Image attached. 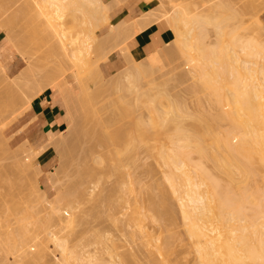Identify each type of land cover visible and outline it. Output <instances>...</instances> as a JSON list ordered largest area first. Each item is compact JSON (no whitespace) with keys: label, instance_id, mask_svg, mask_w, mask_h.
I'll list each match as a JSON object with an SVG mask.
<instances>
[{"label":"rangeland","instance_id":"1","mask_svg":"<svg viewBox=\"0 0 264 264\" xmlns=\"http://www.w3.org/2000/svg\"><path fill=\"white\" fill-rule=\"evenodd\" d=\"M26 1L28 3H25ZM149 1H152L153 4L151 10L143 14L141 17L129 22L128 24L126 23L111 24L110 20L109 22L107 21L108 22L107 23L104 19V16H101L100 18L101 20L99 19L97 21V23L101 24V28H99L96 32L98 39L95 40L94 43L92 44L94 48L101 47V59L97 62L94 63L92 62L91 68H89L90 69L89 70L87 69L88 66L85 67L83 65L77 67L72 63L71 60L64 57V55L62 54L63 52L60 49L61 46L58 45L60 43L54 37L48 19H46V16L41 15L36 9H34L33 3L30 2V0H21V1L0 0V4H1L0 33L1 35L5 36L3 43H6L2 46L3 49H5L4 52H1L0 49V220L2 219L1 222L3 223L4 219H6L4 218L6 215L8 219H6L7 221H5L4 224L8 223L9 225H11L12 228L8 224L6 226L10 227L11 230L16 229V232L18 230L17 229L18 225L19 226L22 225V227L25 226L26 230L28 229V232L31 231L32 227L38 228V226H42L41 224H43L44 226L46 225L45 226L46 230H44L46 236L44 237L47 238V243L42 248L43 250H40V256L39 257L30 256V258L28 257V260L25 259V261L23 262L16 261V258H18L16 257L17 256L16 251H19L18 248H20V246L15 247V249H18L16 251L13 248H11L16 252L13 255H11V253L9 255V253L5 251L7 249V251L10 252L9 248L11 246L8 248L5 247L6 249L2 248L4 251L0 250V264H28V263L29 264H63L61 255L59 253L60 247L58 245L61 241L64 240L67 242L69 246V251H71L70 260L72 264H83V263L85 264V262H87L86 259H89V264H100V263L122 264V262L123 263L125 262L126 264V261L123 260L126 257H127L126 258L127 264H160L158 259L161 260L162 256L161 257L158 256L159 258H157L156 256L158 254L157 252L154 251L153 247H152L153 250L149 248V250H151L150 252L146 246L147 243L145 242V240L147 239L145 237H142L143 234H140V232L138 233V230L136 228L130 227L132 225L128 226L129 223L127 222H129V218L131 214L130 212H132V210L135 209V207L133 206L135 202H136L135 205L139 203V206L142 205L144 206L143 208L145 209L144 210L145 212L143 211V213L146 214L145 219L146 218L148 219L146 221L147 222L146 226H148L147 228L149 229L148 231L153 234L152 236L157 237L156 239L158 240L160 239L158 238V236L162 234L161 237L163 238L161 240L166 241L167 245L170 248L173 247L174 251L171 249L169 254H171V251L172 253L173 252L174 253L171 255L168 254L171 258L172 261L171 263L200 264L199 260H198L199 263H197L198 257L196 256L195 253L196 250L193 251L194 247L192 245L193 243H191L192 239H189L190 237H188L187 235L188 232L186 231V225L184 223L185 219L183 213H181L182 212L181 205L179 204L180 202L178 200L179 196L173 193L174 192L172 190L173 186L171 188L170 187L171 184L169 185L167 181L166 182L164 181L167 179V178L165 179L164 176L168 172V170L166 169H169V167L168 168L163 167L162 163L164 162L163 160L160 161L161 157H159L160 160H158V156H155V154H153L163 151L164 149L163 147H162L163 149L160 150L161 144L162 145L165 144L166 146L170 144L168 148L171 152V148H173V144L169 139L168 135L165 136L163 135L164 136L163 137L162 135H159V133L157 134V136L156 134L150 133L153 134V136L151 135L153 141L149 140V136H147L143 140L139 139L135 141L133 147L136 146L137 148L136 147L135 148L137 149V151H135V149H132L131 148L132 146H129L130 150L127 149L128 148L127 144L129 142L130 134L132 133L131 134L132 136L133 134H135L132 120H135L136 118L140 119L138 118V116L140 117L142 116L145 120L147 119L152 120L154 116L152 112L153 108L147 107L144 103H142L143 102L142 100L137 101L133 95H130L125 99H121L118 96V94L117 96L111 95V92L114 88V83L117 79H119L118 81L122 82L123 84L127 83L126 82L127 72H120L124 68L123 67L122 69H119L116 72L108 74L103 70V61L107 60L110 54H112L115 49H118L119 52L125 50L124 48L129 49V47L126 44V41L129 39L131 35L136 34L142 29L159 21L168 22L170 27V15L173 9H175L174 7H176L177 4H178L177 7L179 8L188 5L192 11L191 15H196L198 14L199 10L196 12L197 8L195 4L200 5L201 7L199 6L200 7L199 9L202 8L201 10H203L202 7L203 5L205 7L204 8L205 11H208L206 9L211 10V8H213L212 5L213 2L215 3V1L218 0L215 1L204 0V2L205 1L210 2V3L205 2L204 4L202 3L203 0H149ZM221 1H225L228 3L230 1L231 4H233L234 6L231 5L230 3L229 4L225 3V5L228 4L226 6L227 7L229 6L228 7L229 9L230 8L232 9L233 6L235 10H238L236 12L238 13L240 12L241 14V16L240 14L239 15L237 14L238 15L237 18L239 19V17H241L240 20L242 22V23L240 22L241 27L240 28L238 27V32L236 30L237 28L233 26L237 22L230 25V27L225 28V32H229L231 28H235L236 31H234L235 32L234 34H236L237 32L238 36H240L241 34L243 36L245 34L246 35L248 34L249 35L248 39L249 38L251 39L252 36L254 37L255 35H258L262 37L261 39L263 40L264 32L261 31L262 29L259 27V25L264 26V2H263L264 0H229V1L221 0ZM21 4L23 5L24 8L25 7L26 8L25 9L22 8ZM208 5H212V6L208 8L207 7ZM106 6L108 5L106 4ZM194 6L196 10H194ZM27 8H29L30 11L28 10L27 12L22 11V10H26ZM205 11L203 13L199 11L198 15L201 14L204 15ZM211 12L212 15H214L215 9L214 12L213 9ZM211 12L209 13L206 12V13L211 15ZM19 15L21 17H19ZM68 18L69 19H66L65 27L68 33V37L70 38L74 35H78L81 32L82 25L80 24V20L82 17H80V15L77 14L76 17L70 16ZM237 18L235 20H231L230 22L232 23V21H236ZM4 22H6L5 23L6 25L4 24ZM207 27H206L207 31H205V33H207V38H205L207 42L209 41V43L210 42L213 43L214 41L219 40V42L221 41L223 43V41L228 38L227 35H223L218 39L215 35L216 32L213 29L214 27H211L209 25H207ZM174 38H175V34H174ZM244 38L240 39L239 37L240 40H244ZM65 42L69 44L68 40L66 39ZM167 45L171 49V54L169 56H167V54L163 53L160 50L150 55L149 58H146L148 64L151 65L158 64L157 66L160 67L159 68L157 67L158 69L156 68V71L152 73L151 76L147 77V79L145 78V80L141 82L142 84H141L140 92H146V90L149 89L153 92V90L155 89L153 93L154 95L157 93L156 96H158L161 87L167 85V87H165L166 89H168L166 92L171 93L170 94L171 96L172 95L174 96L176 94L175 96H177L180 99V101L183 102V103L179 102L180 106L182 107L181 104H184L186 106V110H185L186 112L189 111V113H192L193 115L194 114L197 116L201 115L202 117L203 115H205L204 117L207 118L209 116L210 118H212L211 116L219 114L222 111L221 107L223 106L220 107L221 111L218 112V105L216 104L217 105L216 107L215 104H213L207 98L208 96L206 91H204L206 93L205 95L202 91L201 92L199 91L202 89L199 90L195 89V86L196 85L198 86V84L200 83H198L197 80V76H196L197 71L194 64L188 61V59L178 49L177 45L173 41H171ZM54 46L56 47L54 48ZM57 49L58 51H55ZM3 54L8 55V58L9 57L13 58L17 56L15 58L16 59L15 62L17 64L15 68L16 69L15 72L9 71L6 64L3 63L2 61ZM90 71L91 73L93 72L96 73L93 75L98 74L97 78H99L103 83V84L101 83L103 89H101L100 87L101 94L98 95L96 90L90 89V93L94 94V98L88 100L83 96H81V93L83 91L81 86L83 84V81H85L83 79H86L85 78L86 76L87 78L88 76H90L88 75L90 74ZM92 78H96V77H92ZM99 79L95 85H99L98 84L100 82ZM148 79L149 81L147 82L149 85H151L150 83L154 84L151 87H149L147 82L145 83V81ZM48 88H52L54 91L58 92L62 96L67 108L69 109L72 115L73 124L65 134L54 135L50 133L49 138L48 140L45 141V143L36 144V145L29 144L28 142L23 141L24 127L23 125L22 126L20 125L19 117L23 115L31 107V101L33 100V98L38 96ZM165 88H163V90H165ZM152 92H150L151 95L153 97H156L152 94ZM167 104L168 103L166 98L163 100V98L157 97L156 105L158 106V108H161L162 110L168 109L167 107H169V105ZM225 109L227 108L224 107L223 110L225 111ZM114 112H117V142L113 145L108 144V145L99 146L100 145V143L98 142L99 135L106 134L110 130V128L106 129L103 126L104 121ZM133 114L135 115L133 116ZM187 116L190 117L191 115L189 114ZM193 118L195 117H191L192 120H195ZM185 119H188V117ZM191 119H188L190 126L188 121H184L187 122L185 123V125L188 124L186 126L189 127V129L190 127L191 129H193L192 127L194 126L191 125L194 124L190 122L192 121ZM220 120L221 119H219V121ZM212 121H208V122L211 123ZM214 121L217 122L215 118ZM227 122L229 123L227 124ZM227 122H221V123L217 122V124L219 123L218 126H220L221 124L220 128L222 130H225L231 125L229 120ZM202 123L204 124V121ZM212 123L213 125L216 124V123L214 124V122ZM130 125L133 126L132 129H130V127H132ZM153 127H151L150 124L148 125L149 132L155 130L154 133H157L156 132L157 128L155 129V126ZM124 131L126 134H124ZM161 132H160L161 134H164L162 130ZM167 138L169 143H166L168 142L166 141ZM122 139L124 143L122 142ZM149 141L150 144H152L154 148L156 147L157 150L151 149L150 144L149 146H147ZM157 141L159 143H157ZM154 142H156L157 144ZM142 146H145V148ZM157 146L160 148L159 149L160 151H158ZM49 147L51 148V150L48 153V161L43 165H41L39 157ZM107 147L110 148L106 149ZM138 147H140L141 149ZM116 149H117V157L115 155L114 158L112 157V155L115 154ZM120 150H122L123 153L125 151L124 155H126L127 153V155L131 154V156L133 154L132 157L136 156L134 159H131L128 156L127 157L121 156L123 157V160L124 158H129L127 159L129 161L128 164L125 163L126 160H124L123 162L126 165V166L123 165L124 172H126L125 174H123L125 177V179L123 180L126 181L125 183H123L124 181L121 180V178H123V175H121L122 177L120 176V178H118L119 176H116L117 174L116 175L114 174L115 165L120 163V162L118 163L117 160L115 162L116 158L120 159V157H118L120 154ZM111 151L113 152V154L111 153ZM153 151H157V152H153ZM150 152L152 153V155L150 154ZM123 153H121V155ZM101 154H105V158L106 156L107 158L104 159L103 156H100ZM196 154H193V156ZM156 155H158V153ZM98 157L100 158L102 157V159L105 161L106 164H108V166L105 164H101L102 160L100 158H99L100 159L99 160L100 163H99L97 161ZM152 157H154V159ZM195 157L194 160H197L195 159ZM96 161L100 165L94 163ZM201 161L202 160L200 158L199 161L197 162H201ZM211 162L209 163L206 162V166L204 165L205 164L204 161H203L204 164L203 163L202 164L203 166L212 170L214 165H212L213 163ZM122 164L121 165L119 164L118 166H122ZM101 165L102 167L107 166L106 167L107 170L105 169V167L104 169L100 167ZM101 168L103 170H106L107 173H104V171H102ZM122 168L121 170L123 171ZM82 169L83 170L94 169L96 173L94 171L93 173L98 178L95 176L96 178L95 179L93 177L94 175L92 174L91 177L93 179H91V177H89L91 173L88 172V170L87 172L90 174H87L83 177ZM118 169L117 171H119ZM214 170L216 171V169L214 168L212 172H214ZM163 172H165V174ZM170 172H172V170H170ZM217 172H215L217 174L216 176L217 177L220 176L221 178L220 174L222 173H217ZM102 173L110 174V175L104 176ZM80 174H82V178L80 177ZM99 174H101L102 176H100ZM175 175L172 174V176ZM259 175L260 174H258L257 177L254 176L255 178L253 177V180L251 178L252 181L249 184L252 183V187L256 184L255 186L260 188V190H264V178H263L264 176L262 175L259 176ZM166 177L169 178L167 174ZM222 178L225 179V176H222ZM129 179L132 184L134 182V185L132 186L134 188L132 189L134 190V192L132 190H131L132 192H130L129 190L130 187H127L129 186L127 184H130ZM179 179L177 178L176 180L179 181ZM117 184L122 186L123 191L119 188V186L118 188L120 189L121 192H123V194H125V197L127 198L126 205L124 206V209L122 207L121 210L117 206L120 205V203L117 202V205L116 203H114L115 202L114 200L118 201L117 196L119 194H122L120 191H118L119 189L115 187V185L117 186ZM74 185H76V190H78L79 188H82L83 191L86 190L85 194H81L80 195L81 198L78 197L74 201L72 206H66L65 203L68 200L65 198V195L67 196L68 191L75 189ZM113 188L117 190L115 194L113 192ZM124 189L125 190L127 189L128 192L125 191L126 193H124ZM74 191L73 192L70 191V193L72 192L73 194L75 193ZM70 193H68L67 196L68 198L70 196L69 195ZM82 195L84 196L82 197ZM150 195L152 196V198L154 196H157L154 198L155 200L154 204L153 203L151 204L150 202L151 201V199L149 198ZM62 197H64V199H62ZM59 198L61 199L59 200ZM161 200L163 201V203L161 202ZM263 200L264 197L261 199L262 203H264ZM124 203L125 200L122 204ZM156 203L159 204L157 205ZM161 205L165 207L160 208L162 207ZM116 206L118 207L116 208V210L120 211V212L118 211L119 213L116 212V210H113L114 209L113 207ZM132 206L134 207L133 209H131ZM153 206H158L159 209L158 207L154 208ZM250 206L246 205V209L247 207ZM152 207L156 210L150 211L153 210L151 209ZM146 208L148 211L146 210ZM249 210H251V207ZM249 210L247 212H250ZM149 211L150 213L154 212V215L152 213L150 214L151 216L150 215L147 216V214H149ZM158 211L161 212L158 213ZM6 213H11V214H6ZM127 213H130L129 217L127 216ZM156 213H158L159 215H156ZM114 215L116 216V219L114 218L115 217ZM21 217H23V219ZM153 217L155 219L152 221ZM117 218H119L118 220H120V225L119 223L116 222ZM30 223H31V227L30 225H28ZM4 227L1 228L3 231L6 230L7 228ZM170 227H174L175 229L171 228L170 230ZM36 228L35 229L32 228L33 233L31 232L29 234L34 235L35 234L34 231L36 230ZM20 229L22 228L20 227ZM133 229H136L138 234L134 232L132 233ZM41 233L42 232L40 231L39 234ZM172 233L176 236H174ZM36 234L39 237V234L37 232ZM37 235H35V237ZM177 235L179 236V238ZM101 237L103 238L101 239ZM155 237H153L154 238L153 241H157L155 240ZM40 238H42V236ZM112 238H114L113 243L115 242V244H117L118 246L117 247L115 245L117 247V249L115 250H113L112 247L113 245V243L111 242ZM143 238L145 239L143 240ZM175 238H177L176 241H174ZM115 239L116 241H114ZM21 242H19V244H21ZM123 244H125L126 247ZM21 245L22 248H20L21 249L20 251L23 253L24 247L23 244ZM37 248L38 247L34 245L29 249V253L31 254L34 253L35 251H37ZM118 250L120 253H118ZM114 251H116L115 252L116 254L114 253ZM78 252L79 254L83 253L85 259L82 260L78 259L76 257L78 256ZM154 252L157 255L155 254L153 255ZM117 254L119 255L117 256ZM120 254L121 256H123L120 257L122 258L121 263H120L121 259L119 258ZM126 254L128 256H126ZM20 255L21 253H18L19 257ZM111 255H113V257H111ZM153 256H155L156 258Z\"/></svg>","mask_w":264,"mask_h":264},{"label":"bare ground","instance_id":"2","mask_svg":"<svg viewBox=\"0 0 264 264\" xmlns=\"http://www.w3.org/2000/svg\"><path fill=\"white\" fill-rule=\"evenodd\" d=\"M17 1H21V0H17ZM30 2L33 3L34 9H36L41 15L46 16V19H48L54 37L60 43L58 45L61 46L60 49L63 52L62 54L64 55V57L71 60L72 63L77 67L83 65L85 67L88 66L87 69L91 68L92 62L94 63L101 59V47L94 48L92 44L94 43L95 40L98 39L96 32L99 28H101V24L97 23V21L101 18V16H104L106 22L107 21L109 22L110 20L109 17L110 12L105 2H103L102 0H30ZM205 2L210 3L207 1ZM205 2L203 0L202 3L204 4ZM25 3L28 2L26 1ZM119 3H121V1H119ZM225 3L228 2L221 0L215 1V3L214 2L213 4L211 3L213 5V8H211V10L206 9L208 11H205L204 9L205 7L203 5H202L203 10H201L202 8L199 9L201 6L195 4L197 10L195 9V6H194V10H196V12L199 10L202 13L204 11L205 13L206 12L209 13L212 11V9L214 12L215 9L214 15H212L211 12V15L208 13H206L205 15L204 13V15L201 14L202 15L201 16L198 15L199 11L198 14L194 12L196 15H191L192 14L191 9L189 8L188 5L183 6L184 4L181 5L183 6L181 8L177 7L178 6L177 4L176 7H174L175 9H173L170 15V28L173 30L175 34V38L172 41L177 45L178 49L184 54V56L188 59V61L192 62L196 68L197 71L196 76L198 83L200 84H198V86L196 85L195 89L197 90L202 89L199 91L200 92L202 91L205 95L207 93L208 96L207 98L213 104H215L216 107L218 105V112L222 110L219 114L211 116L212 118H210L209 116L208 119L207 117H204L205 115H203L202 117L201 115L198 116L195 114L193 115L192 113H189V111L186 112L185 111L186 106L184 104H181L182 107L184 108L180 106L179 102L181 103L182 101H180V99L177 96H175L176 94L174 96L173 95L171 96L170 95L171 93L166 92L168 90L165 88L167 87V85L161 87V90H159L158 89L159 87L157 86L158 87L157 89L159 90L158 96H156L157 93L155 95L153 93L155 89L153 90V92L150 89L146 90V92H140V88L142 84L141 82L145 80V78L147 79V77L151 76V74L156 71V68L157 67L159 68L160 66H157L158 64H153V65L148 64L146 58L141 60L134 58V56L132 55L131 51L128 48H124L126 52L125 50H122L120 52L124 56V61H123L124 68L120 72H127L126 75L127 83L123 84L122 82L118 81L119 79H117L114 83V88L111 92V95L117 96L118 94V96L121 99H125L128 96L133 95L137 101L142 100L143 101L142 103H144L147 107L153 108L152 112L154 116L152 120L151 119L145 120L142 116L141 117L138 116V118L140 119L136 118L135 120H132L135 134H133L132 136L131 133L130 138L128 137L129 138V142L127 144L128 150H130L129 146H132L131 148L137 151L136 149L137 147L136 146H135L136 148L133 147V144L135 143V141L139 139L143 140L147 136H149V140L153 141L151 137V135L153 136V134H156V136L158 133L159 135L162 136L168 135L169 139L171 140L173 144V148H171V152L168 148L170 144L169 145L167 144L168 146H166L165 144L163 145L161 144L160 147L161 149L158 147L160 145H158L157 148L158 151L164 148L163 151L160 152L153 151V152H157L158 155H156L157 153H153V154H155V156H158V160H160L159 157H161L160 161L163 160L164 162V163L161 162L163 167L165 168L169 167V169L172 170V172H170L169 169H166L168 170L166 174L167 176H169V178L166 177L165 172H163L165 174V176L163 175L164 178L165 179L167 178L164 181L165 182L167 181L169 185L171 184L170 187L172 188L173 186L172 188V190L174 191L173 193L179 196L178 200L180 202L179 204L181 205V211H182L181 213H183L185 219L184 223L186 225V231L188 232L187 235L188 237H190L189 239H192L191 243H193L192 244L194 247L193 251L194 250L197 251V252L195 251L196 256L198 257L197 263L200 262V264H264V203L261 202V199L264 197V190H260V188L255 186L256 184L253 187H252V183L249 184L253 180L254 176L257 177L258 174H260L259 176L261 175L264 176V41H263L264 38L262 40L261 39L262 37L255 35L254 37L252 36L251 39L250 38L248 39L249 37L248 34H247L248 36L246 34L244 36L242 34L238 36L237 33L238 27L240 28L241 27L240 24L242 23L240 20L241 17H239V19L237 18L240 12L239 13L236 12L238 10H235V8L233 7L234 5L231 4L230 1L229 3L233 5L232 9L231 8L229 9L228 8L229 6L228 7L226 6L229 3L226 5ZM212 5H208L207 7L210 8V6ZM22 8H24L23 5ZM27 10L30 11L29 8L22 11L27 12ZM77 14L80 15V17H82L80 20L82 29L78 35H74L69 38L65 27L66 19H69L68 17L70 16L76 17ZM19 17L21 16L19 15ZM236 18H237L236 21H232V23L230 22L231 20H235ZM5 23L6 22H4V24ZM232 24H234L233 26L237 28L236 34H234L235 33L234 31H236L235 28H231L230 30L231 32L230 31L225 32V28L230 27V25ZM207 25L214 27L213 29L216 32V34L215 33L214 34L218 39L223 35H227L228 38L225 39L223 43L221 41L219 42V40L214 41L213 43L211 42L209 43V41L207 42L205 39L207 38V33H205V31H207L208 29ZM259 27L262 29L261 31L264 32V26L259 25ZM239 37L240 39L244 37L247 38H244V40H240ZM65 39L68 40L69 44L65 42ZM55 47L56 46H54V48ZM55 51H58V49ZM161 51L167 54V56L171 54V49L168 45ZM149 57L150 56H148L147 58ZM93 74L96 73L94 72L91 73L90 71V74H88L90 76H88V78L86 76L85 77L86 79H83L85 81H83V84L81 86L83 90V91L81 90L83 95L80 92L81 96H83L88 100L94 98V94L90 93V89L96 90L97 95L101 94L100 90L103 89L102 88L103 83L99 78H97L98 74L97 75H93ZM91 76L96 77L97 80L96 78H92ZM98 79L100 80V82L98 83L99 85H95L96 82H98ZM147 81H149V79L146 80L145 83ZM150 84L151 85L148 84L149 87L154 85L152 83ZM163 88H165V90H163ZM204 91H206V93ZM150 92H152V94L156 97H153ZM157 97L159 98L161 97L163 98V100L166 98L168 103L167 105H169V107H167L168 109L162 110L161 108H158V106L156 105ZM224 107L227 108L225 109V111L223 110ZM189 114L191 115L190 117L187 116ZM134 115L135 114H133V116ZM186 116L188 117V119H191V117H195L193 118L195 120L191 119L192 121H190L191 123H194L191 124L192 126L194 125L192 127L193 129H191V127L189 129V127L186 126L188 124L185 125V123L187 122L184 121H188V119H185L187 118ZM214 118L219 123L227 122L229 120L231 125L229 124L230 127L226 128L225 130H222L220 128L221 124L220 126H218L219 123L217 124V122L214 121ZM219 119L221 120L219 121ZM195 121L197 122L199 121V122L197 123ZM201 121L202 122L204 121V124ZM208 121H212L214 122V124L215 123L216 124L213 125L212 122L211 124ZM228 123L229 122H227V124ZM149 124L151 125V127L155 126V129L157 128L159 131L156 129L157 133H154L155 130L149 132L148 129ZM103 126L106 129L110 128V130L106 134L99 135L98 138V142L100 143L99 146L115 144L117 142V112L112 113V115L109 116L104 121ZM132 128L133 126L130 127V129ZM161 130L163 131L164 134H161L162 133ZM124 134H126L125 131ZM166 141H168V138ZM122 142L124 143L123 139ZM157 143L159 142L157 141ZM166 143H169V141ZM149 144L150 141L147 146H149ZM150 145H151V149L157 150L156 147L154 148L152 146V144ZM164 145L166 146V148ZM142 147L145 148V146ZM109 148L107 147L106 149ZM167 150L169 151V153ZM151 152L150 154L152 155ZM111 153L113 154L112 151ZM121 153H123L122 150H120V154L118 156L120 157V159L117 158L115 159V162L117 160L118 163L120 162L119 163L120 165L124 162V160H126L125 163L128 164L129 161L127 159L129 158L134 159L136 157V156L132 157L133 154L132 156L131 154H129L130 156L127 155V153L126 155H124L125 151L122 155ZM193 154L196 155L193 156ZM115 155L117 157V149L115 151V154L112 155V157H114ZM100 156H103L104 159L107 158V156L105 158V154H101ZM121 156L123 157L128 156L129 158H124L123 160V157ZM194 157L197 160H194ZM99 158L100 157H98L97 160L99 163H100L99 160L101 159L102 160L101 164H105L108 166V164L105 163L102 157L100 159ZM152 158L154 159V157ZM200 158L202 161L197 162L199 161ZM97 161L94 163L99 164ZM203 161L205 164L203 163ZM205 161L208 163L212 161L211 163H213L212 165H214L213 169L215 168L216 171L214 170V172H212L213 169L210 170L209 168L205 167L206 166ZM125 163H123L122 166L123 165L126 166ZM202 163L205 166H203ZM119 164L115 165V173H114L115 175L117 174L116 176H119L118 178H120L121 175L126 173L124 172V166L122 168V166H118ZM107 166H104L106 170H107L106 168ZM100 167H102V165ZM104 167L102 168L104 169ZM120 167L123 169V171L121 170ZM103 169L102 171H104V173H107V171ZM117 169L119 171H117ZM87 170L88 172L91 173L89 177H91L92 174L94 175L93 173L94 169H87ZM87 170L85 169L83 170V177L87 174H90L87 172ZM121 171L124 173H122ZM94 172L96 173V171ZM215 172L222 173L220 174L221 178L220 176L217 177L216 176L217 174ZM172 174L173 175L176 174V175L172 176ZM99 175L102 176L101 174ZM103 175L108 176L110 174H103ZM95 176L96 175H94L93 177L95 178ZM222 176H225V179H223L224 177L222 178ZM80 177L82 178V174H80ZM175 177L176 179L180 178L179 181L176 180ZM91 179L93 178L91 177ZM123 179H125L124 175L123 178H121V180ZM125 182L126 181H124L123 183ZM129 182L130 184L127 183L126 184L129 185L127 187H130V189L129 188L127 189H129L130 192L132 191L134 192V190H132L134 189L132 187L134 185V182L132 184L130 179ZM119 184H117V186L115 185V187L118 188L119 186V188L123 191L122 186H120ZM74 186L75 189L70 191L73 192L75 190L74 191L75 193L72 194V192L70 193V191H68V193H70L69 198L67 197L68 193L67 196L65 195V198L68 200L65 203L66 206H72V204L78 197L81 198L80 197L81 194H85L86 190L83 191L82 188L79 189L77 188L78 190H76V185ZM120 189L118 191H120ZM127 189L126 190L124 189V193H126L125 191H127ZM114 190L116 189L113 188V192L115 194L117 190L116 191ZM121 193L123 194V192ZM122 194L118 195L119 198L117 196L118 201L117 200H114L115 202L112 201L116 203V205L117 202L120 203V205H123V206L117 205L120 210L122 209V207L124 209V206L126 205L127 202V198L125 197V194L123 195ZM120 195H122L123 197ZM151 195L149 197L151 199L150 202L151 204L152 203L154 204L155 203L154 198L157 196H154L152 198L153 195L152 196ZM83 196L84 195H82V197ZM60 199L61 198H59V200ZM62 199H64V197H62ZM124 200L125 203L122 204ZM161 202L163 203L162 200ZM135 204H133L135 209L132 210V212H130L131 214L127 213L128 217L130 214L129 222H127L129 223L128 226L132 225L130 227L136 228L138 230V233L140 232V234H143V236L142 235L141 236L147 239L145 240L147 245L146 243L145 245L147 246L148 250L149 248H151V250L154 249V251L157 252L158 254L157 255L154 252L153 255L154 254L157 255L156 256L157 258H159L158 256L160 257L162 256L161 260L158 259L160 264H173L171 263L172 261L169 256L174 253V252L172 253L171 251V254H169L171 249L174 251L173 247L170 248L167 245L166 241L163 240L164 241L163 242L161 240L163 238L161 237L162 234L158 236V238H160L158 240L156 239L157 237L152 236L153 234L148 231L149 230L147 229L148 226H146L147 223L146 221L148 219L147 218L145 219L146 214L143 213V211L145 210L143 208L144 206L143 205L139 206V203L137 205ZM246 205L247 206L251 205L250 206L251 210H249L250 207H247V209L249 208L248 210L250 212H247L248 210L246 209ZM117 206L113 207L114 208L113 210H116V208H118ZM133 206L131 209L134 208ZM137 206H139L141 210ZM153 207L155 208L158 206H153ZM153 207L151 208L153 210H150L149 208L148 209L150 211H155L156 209H154ZM163 207L165 206H162L160 208ZM118 211L116 210V212ZM150 211L149 214H147V216L152 213L154 215V212L150 213ZM160 212L158 211V213ZM158 213H156V215H159ZM6 214H11V213H6ZM4 218L8 219L6 215ZM21 218L23 219V217ZM114 218L116 219V216ZM6 219H4V222L7 221ZM118 219L119 218H117L116 222L119 223L120 225V220ZM154 219L155 218L153 217L152 221ZM1 221L2 219L0 220V222ZM4 222L0 223V229L4 226L7 228L4 231L2 229L0 230L3 231L0 232V248H1L0 250H3L5 247L8 248L11 246L9 248L10 252H8L6 248L5 251L9 253V255L10 253L11 255H13L14 253L17 252L16 257L19 258V259L16 258L17 262L19 261L23 262L25 261V259L28 260V257L30 258V256L31 257L40 256V250H43L42 248L47 243V238L44 237L46 236L45 235L46 233H44L45 232L44 230H46L45 227L46 225L44 226L43 224H41L42 226H38V228L35 227L36 228V230L34 231L35 234L32 235L29 233L31 232L33 233L32 230L35 229L34 227H32L33 229L31 228V231L28 232V229L26 230L25 226H23L24 227L23 228L22 225L20 226L18 225L19 227L17 226L18 229L17 230L18 233H17L16 229L11 230L12 226L9 225L8 223L7 224L11 226V228L6 226L7 224L6 223L4 224ZM28 225H30L31 227V223ZM20 227L22 229H20ZM171 228L175 229L174 227H170V230ZM136 229H133L132 233L134 232L138 234ZM40 231L44 234L42 233L39 234ZM36 232L39 234V237L36 234ZM35 235L37 236L35 237ZM40 235L42 236V238H40L41 237ZM37 237L40 239H38ZM153 237H155V240L157 241H153L154 239ZM102 238L103 237H101V239ZM145 238H143V240ZM113 239L114 238L111 239L112 243H113ZM176 239L177 238H175L174 241H176ZM114 241H116V239ZM19 242L23 244L24 247L23 253L20 251L22 245L19 244ZM34 245H36L38 248L37 251L31 254L29 253V249ZM115 245L117 246V244H115L114 242L112 245L113 250L117 249L118 247V246L116 247ZM123 245L125 246V244ZM16 246H20V248H18L19 251H16L18 250L15 249ZM58 246L60 247L59 253L63 261L62 263L72 264L70 260L71 251H69V246L67 242L65 240L61 241ZM11 248H13L16 252ZM151 250L149 251L151 252ZM116 251H114V253ZM18 253H21L20 257L18 256ZM118 253H120L119 250ZM118 255L119 254H117V256ZM126 256L128 255L126 254ZM76 257L80 260L85 259L84 254L83 253L79 254V252H78V256ZM111 257H113V255H111ZM120 257L123 256H121L120 254L119 258ZM126 258L123 260L126 261L127 264ZM120 259H121L120 260L121 263L122 258ZM86 260L87 262H85V264L86 263L89 264V259ZM122 264H125V262L124 263L122 262Z\"/></svg>","mask_w":264,"mask_h":264},{"label":"crops","instance_id":"3","mask_svg":"<svg viewBox=\"0 0 264 264\" xmlns=\"http://www.w3.org/2000/svg\"><path fill=\"white\" fill-rule=\"evenodd\" d=\"M102 1L109 6L111 24H128L151 10L153 6L152 1L149 0ZM4 39L5 36L0 33L1 52L5 50L2 47L6 44L3 43ZM173 39L174 32L169 27L168 22L159 21L131 35L126 41V44L134 58L141 60L163 50ZM16 57L8 58V55H2L3 63L6 64L8 70L11 72H15L16 70ZM123 61V55L118 49H115L109 58L103 61V70L108 74L116 72L123 68ZM19 122L24 127L23 141L34 145L45 143L50 133L54 135L65 134L73 124L72 115L62 96L52 88L46 89L33 98L31 107L19 117ZM50 150L51 148L49 147L40 155L39 160L41 165L48 161V153Z\"/></svg>","mask_w":264,"mask_h":264}]
</instances>
